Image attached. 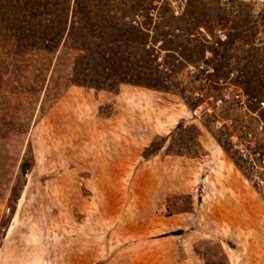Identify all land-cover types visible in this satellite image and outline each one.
<instances>
[{
    "label": "rangeland",
    "instance_id": "1",
    "mask_svg": "<svg viewBox=\"0 0 264 264\" xmlns=\"http://www.w3.org/2000/svg\"><path fill=\"white\" fill-rule=\"evenodd\" d=\"M87 2L105 29L124 30L115 16L129 10L143 35L104 52L28 48L13 40L17 3L0 0V264H264V190L232 146L237 127L218 125L256 108L210 100L264 99L261 18L223 0H187L181 15L166 0ZM97 53L110 63L86 58ZM78 55L77 78L132 82L73 83ZM202 62L214 72L187 71Z\"/></svg>",
    "mask_w": 264,
    "mask_h": 264
},
{
    "label": "trees",
    "instance_id": "2",
    "mask_svg": "<svg viewBox=\"0 0 264 264\" xmlns=\"http://www.w3.org/2000/svg\"><path fill=\"white\" fill-rule=\"evenodd\" d=\"M7 1V0H5ZM100 1V0H99ZM9 2V0H8ZM17 3V11L14 17H9L15 20V28L13 30V40L17 44L24 45L28 48H45V49H74L80 51H98L104 52L107 40L109 42H118L127 40L126 32L131 29L143 32L134 25L130 24L129 10L120 8L119 17L115 16L119 21H123L121 25L125 29H105L102 24L105 15L94 4L90 5L87 0H15ZM9 18L6 21H10ZM137 36L138 42L143 45V36ZM79 58L83 56H75L71 74V81L79 85H87L102 88H113V83L132 82V79H127L126 76L117 73L116 71L106 80L107 85L97 77H92L94 74H84L82 78H77L75 75L78 67ZM88 60L101 65L107 61L103 55H86ZM118 58H111V63L116 62ZM110 63V62H109ZM112 69V68H111ZM86 76V77H85ZM130 76V75H129ZM135 82L142 84L143 74H139ZM112 81V82H111ZM110 82L112 84H110ZM112 86V87H111Z\"/></svg>",
    "mask_w": 264,
    "mask_h": 264
},
{
    "label": "built area",
    "instance_id": "3",
    "mask_svg": "<svg viewBox=\"0 0 264 264\" xmlns=\"http://www.w3.org/2000/svg\"><path fill=\"white\" fill-rule=\"evenodd\" d=\"M174 10L176 15H181L184 12L187 0H166ZM227 5L232 4L235 0H223ZM242 4H246L254 9L255 13L261 18L264 26V0H243ZM137 24L136 21H134ZM227 34L222 31L217 35L216 40L213 42L215 46H219L227 39ZM214 66L210 63L190 64L187 67L189 73H203L205 75L213 73ZM217 106H224L228 102L236 103L238 109L247 111L250 106H255L256 111L252 112L253 120L244 121L236 125V120L230 118L224 122L218 123L221 127L223 124L229 128L237 127L236 132L232 135V146L240 160L245 164L249 172L247 177L248 182L257 189L264 190V118L260 112L264 109V99L254 94L246 93L243 91H225L220 97H211ZM213 108L207 102L203 107L202 104L194 109V115L212 113Z\"/></svg>",
    "mask_w": 264,
    "mask_h": 264
},
{
    "label": "bare ground",
    "instance_id": "4",
    "mask_svg": "<svg viewBox=\"0 0 264 264\" xmlns=\"http://www.w3.org/2000/svg\"><path fill=\"white\" fill-rule=\"evenodd\" d=\"M243 0H235V2H241L242 3Z\"/></svg>",
    "mask_w": 264,
    "mask_h": 264
}]
</instances>
